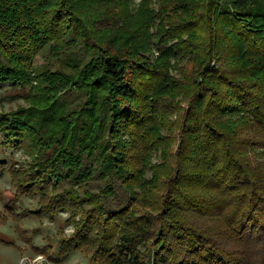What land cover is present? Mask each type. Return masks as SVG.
Here are the masks:
<instances>
[{
	"label": "trees",
	"instance_id": "16d2710c",
	"mask_svg": "<svg viewBox=\"0 0 264 264\" xmlns=\"http://www.w3.org/2000/svg\"><path fill=\"white\" fill-rule=\"evenodd\" d=\"M2 82L8 212L92 264H264V0H0Z\"/></svg>",
	"mask_w": 264,
	"mask_h": 264
},
{
	"label": "rangeland",
	"instance_id": "374dc122",
	"mask_svg": "<svg viewBox=\"0 0 264 264\" xmlns=\"http://www.w3.org/2000/svg\"><path fill=\"white\" fill-rule=\"evenodd\" d=\"M140 0H136L137 2ZM38 66L54 65L63 67L65 71L70 66H65L61 59H52L49 48L38 56ZM67 67V68H66ZM9 82L0 84V111H12L21 106H27L28 101L23 97L6 99V91L11 89ZM0 153L18 168H27L28 154L22 149L11 147L0 140ZM159 157H155L157 160ZM27 170V169H26ZM15 211L8 212L6 207L11 201L16 200V188L13 184L11 173L6 170L0 175V264H92L88 254L80 250H66L61 246V240L74 231V226L67 223L68 212H61L55 219L49 216L40 217L30 213L36 209L38 199L31 196H20ZM39 249L43 252L38 251ZM42 257L43 259H37Z\"/></svg>",
	"mask_w": 264,
	"mask_h": 264
},
{
	"label": "clouds",
	"instance_id": "9594fccd",
	"mask_svg": "<svg viewBox=\"0 0 264 264\" xmlns=\"http://www.w3.org/2000/svg\"><path fill=\"white\" fill-rule=\"evenodd\" d=\"M37 259L39 260V259H43V258L42 257H38ZM21 264H23V262H21ZM34 264H36V262H34Z\"/></svg>",
	"mask_w": 264,
	"mask_h": 264
}]
</instances>
